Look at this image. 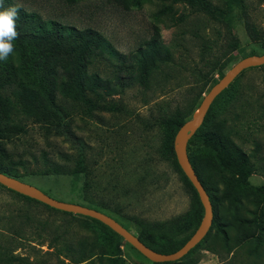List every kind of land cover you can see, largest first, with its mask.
Segmentation results:
<instances>
[{"label": "rangeland", "instance_id": "obj_1", "mask_svg": "<svg viewBox=\"0 0 264 264\" xmlns=\"http://www.w3.org/2000/svg\"><path fill=\"white\" fill-rule=\"evenodd\" d=\"M4 1L45 21L100 34L124 64H118L119 57L109 65L97 59L87 70L89 80L96 74L101 86L109 80V90L98 93L99 104H107L110 111L87 115L79 105L64 102L78 141L30 124L26 135L2 143L6 159L0 155V165L51 198L110 216L136 237L145 228L174 241L194 233L203 210L195 228L193 209L198 205L169 151L176 132L164 120H190L208 90L233 65L247 56L264 55L262 42L251 41L246 32L251 25L264 40V0H234L229 21L170 0ZM208 1L224 8L222 0ZM153 48L168 59L140 83V53ZM223 92L201 133L227 135L253 166L249 184L262 186L264 66L244 70ZM212 152V145L188 141V156L197 166L206 167ZM77 166L83 171L77 172ZM84 238L101 239V247L83 264H264V233L245 238L243 231L216 225L189 257L152 263L92 220L52 210L0 185V264H71L69 246L74 251Z\"/></svg>", "mask_w": 264, "mask_h": 264}, {"label": "trees", "instance_id": "obj_2", "mask_svg": "<svg viewBox=\"0 0 264 264\" xmlns=\"http://www.w3.org/2000/svg\"><path fill=\"white\" fill-rule=\"evenodd\" d=\"M170 1L187 4L195 11L208 13L214 18L224 21L231 19L236 5L234 0H222L224 8L221 10L208 0ZM3 3L5 8L13 6L4 0ZM17 31L19 37L14 42V53L9 56L7 61H0V155H2V159H6L2 143L12 142L14 139H20L21 136L26 135L30 124L38 125L47 134L65 136L78 141L75 133L70 130L69 108L64 102H70L72 106L79 105L87 115H91L93 110L110 111L112 108L107 104H99L102 94L98 93L101 88L104 91L109 90V80H105L106 84L101 86L95 81L98 79V75L94 74L93 80H89L87 70L97 59L105 61L109 65L115 57H119L106 39L92 30L81 32L74 28L63 27L54 21L43 20L36 13H27L20 8ZM246 32L251 41H261L264 45L263 36L253 26L247 24ZM140 55L137 79L140 83H145L151 71L157 67V63L168 59V54L164 56L162 52L153 48L150 52H142ZM120 58L121 56L118 64L123 65L124 60H120ZM216 99L210 106L201 127L191 138L201 140L205 145L213 146L210 165L197 166L189 156L188 158L212 205L211 228L214 225L228 226L240 232L243 231L245 238H252L258 232L264 233V213H262L264 185L253 187L249 184L248 179L254 173L253 166L249 163L247 156L233 148L227 135L220 134V132L201 133ZM164 123L173 127L177 132L185 121L179 118H170L164 120ZM173 140L174 138L171 139L168 148L174 155ZM42 159L47 161L45 156ZM20 165H23L22 162ZM176 165L179 168L177 161ZM8 168V166L0 165V173L18 179L15 174L10 173ZM83 169V167H76L77 172H81ZM55 170L56 173H62L60 170ZM183 177L192 190L198 205L195 207L196 209H193L197 216L196 228L200 219L198 214L203 208L195 189L184 174ZM259 195H262V198L259 199ZM22 197L31 200L28 197ZM248 206H253L254 209L251 210ZM257 210H259L258 213ZM86 218L118 236L99 221ZM190 219L191 217H189V221ZM192 235L193 231L191 235L182 240L174 241L145 228L138 239L155 252L171 254L179 250ZM205 237L180 260L189 257ZM100 240L94 239L87 242V239L84 238L75 244L74 251L69 246L70 253L66 257L71 264H83L92 259L94 251L101 247Z\"/></svg>", "mask_w": 264, "mask_h": 264}, {"label": "water", "instance_id": "obj_3", "mask_svg": "<svg viewBox=\"0 0 264 264\" xmlns=\"http://www.w3.org/2000/svg\"><path fill=\"white\" fill-rule=\"evenodd\" d=\"M264 66V55L247 56L235 65H233L224 76L213 85L201 100L198 108L193 112L191 119L186 121L176 132L173 140V151L176 161L185 177L189 180L195 189L199 201L203 208V217L193 235L189 240L176 252L171 254H161L143 244L138 237L126 230L121 224L110 216L86 206L79 204L67 203L51 198L38 188L16 178L0 173V185L17 194L40 202L52 209L92 218L99 221L124 241L131 245L137 252L152 263L175 262L183 258L206 236L211 228L213 220L212 205L209 197L201 185L194 169L189 161L187 153V144L192 136L201 127L204 118L212 105L213 101L244 71L250 68Z\"/></svg>", "mask_w": 264, "mask_h": 264}, {"label": "clouds", "instance_id": "obj_4", "mask_svg": "<svg viewBox=\"0 0 264 264\" xmlns=\"http://www.w3.org/2000/svg\"><path fill=\"white\" fill-rule=\"evenodd\" d=\"M0 61H7L15 51V41L19 37L17 19L19 8L17 6L4 7L0 0Z\"/></svg>", "mask_w": 264, "mask_h": 264}]
</instances>
